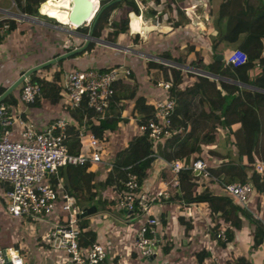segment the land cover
Here are the masks:
<instances>
[{"label": "crops", "instance_id": "obj_1", "mask_svg": "<svg viewBox=\"0 0 264 264\" xmlns=\"http://www.w3.org/2000/svg\"><path fill=\"white\" fill-rule=\"evenodd\" d=\"M134 1L136 5H140L139 9H142L141 11L139 10L138 15H133L134 21L140 20L139 27L150 28L153 24L154 29H148L147 32L142 31L145 33H143L142 39V35H136L138 34L137 32H140L139 29L133 32L134 36L131 39L129 34L117 36L115 42H118L119 46H126L127 50L125 51L115 49V53L104 56L103 54H106V51L100 49L101 47L99 46L113 50L114 48L95 44V47L88 54L84 53L81 56L74 55L75 57L70 59L71 67L73 68L93 67L101 69L105 66L113 65L112 63H123L126 66H128V61H131L132 65L134 63L130 76L114 83V96L110 100L103 117L116 121V127L105 131L103 139L99 140L102 162L86 164L83 173L89 172L90 177L84 175L85 183L83 180H78L79 178L76 179L72 176L69 177L73 181H69L68 175L64 171L63 173L60 172L61 174L58 176V185L69 192L79 206H89L86 201L92 198L94 202L97 200L102 201V205H99V208L103 207L102 210L110 202L113 203L116 209L115 198L120 191L118 185L120 178L114 175L111 180L109 178L107 180L108 175H113L111 170L113 168L112 165L120 158L128 143L141 134L137 130V121L149 117L153 112L154 102L166 97V93H161L160 89L156 88V82L164 81L172 83L169 67L174 66L161 61L168 68L157 71L156 68H148L146 65L147 61L155 62L153 59L160 61V59H163L160 58L162 53H170L172 57L183 54L186 60L191 59L195 55L201 59L203 56L207 58L208 55L211 56L212 54H219L223 59L227 53L238 47V43L243 37V34H240L239 39L233 43L220 40L225 30L224 25L226 24V18H217L218 6L222 0H159L161 5L163 4L162 8L154 14V18L150 19V21L146 19L145 14L149 13L150 8L154 7V5L152 6L154 0ZM66 4H68V8L69 2L67 1ZM0 11L3 12L5 9L0 7ZM113 12L114 18L117 20L119 11L114 10ZM42 24L52 27L50 26L51 23H47L46 20ZM55 25L56 28H52L58 29V31H65V23L59 22L55 23ZM135 27L137 28V26ZM130 29H133V27L130 26ZM76 37L80 38L79 36ZM139 40L141 43L138 46L139 48H137L136 43ZM82 43L83 41H81ZM80 45L77 44L73 48ZM188 47H191L192 50L188 51ZM163 60L176 63L171 59ZM206 60L208 62L211 58L208 57ZM35 64L37 63H28L26 67L24 64L15 65V69L11 67L10 71H15L14 77L0 86L7 87L21 71ZM174 68L180 69L179 67ZM66 70L64 69V72ZM180 70L181 83L178 88L184 89L193 84V79L185 77L182 72L183 70ZM258 72L259 68L253 67L249 71V75L253 77ZM8 77L10 78V76ZM218 77L220 78V76ZM218 80H221V78ZM223 81L238 87L243 86L239 82L229 78H223ZM62 91L63 89L61 88L60 95H62ZM219 97L221 96L218 94L214 95L216 99ZM197 99L198 97L194 96V103L198 105ZM45 101L48 102V100L39 101L36 107L31 106L32 103L23 105L19 101L7 104L12 107L15 116H19L24 123L31 124L35 129H39L51 120L56 119L65 120L68 125H75V120L70 116V110L66 108L62 100H58L55 103L50 101V103H45ZM210 107L209 102H202V105H198V109L195 111L190 107L191 111L187 112L190 118H188L184 128H181V126L176 128V131H189L190 127H193L195 131H212V141L199 143L200 153L190 154V157H196L205 161L210 177L202 179L203 177H195L193 173L195 184L189 192L190 196L187 194L182 196L179 185V189H177L169 184L175 175L168 168L165 163L166 161L157 150V157L152 161L150 171L139 183L141 190L147 194L148 198L154 197L155 192L162 188L163 185H167L170 192L168 199L154 200L152 206V213L156 219L155 230L158 237V246L154 255L144 260L135 251L133 233L138 224L137 222H133L134 220L131 219L129 214L121 211L115 215L112 212L113 214L111 215L107 213L109 216L107 217L105 216L106 212L102 210L97 212L96 209L93 214L85 217L87 229L94 234L93 240L89 237L86 240L98 241L104 244L105 250L108 253V264H211L210 258L212 255L216 256L221 264H264V240L256 248H251V228L244 219H241L240 228L233 229V235L230 240L227 239V236L225 242L215 240L212 233H215L218 229L231 228V219L226 220L222 218L219 210L212 212V209L210 210L205 200L199 198L202 197L200 195L204 190L213 196L230 198L224 192L222 183L235 182L238 179L230 175L220 174L214 176L212 173L222 163H226L228 159L234 162L239 161L241 165H245L247 177L244 181L249 180L248 176L251 171V165H248L245 157L237 156L232 133L238 128V124L231 123L223 127L215 125L216 121L210 115L207 116ZM203 110L206 115H202ZM198 112L200 115H198ZM212 113L214 115L217 111L213 108ZM209 123L214 126H207L206 124ZM17 130L18 127L15 125L14 131ZM227 138L230 140L228 146L222 143V140ZM220 142L221 144L219 145ZM160 151H162L161 144ZM258 160L261 161L264 167V157L261 160L260 158L256 159L252 167L255 168ZM259 176L264 185V173L259 174ZM248 182L251 183L250 180ZM77 190H80V192L78 193ZM246 207L247 211L253 216L258 217L257 215H260L258 218L264 222V195L261 192L253 190L246 203ZM60 214L59 207L56 206L53 219H61ZM4 215V213L0 215V218L2 216L0 246L15 249L21 255L23 264H65V254L62 251L47 249L45 237H43L46 227L43 228V226L37 225L38 229L36 228V231L30 228L28 230L29 234H25L23 227L28 223V220L11 218L7 215L3 218ZM111 217L116 218L120 222L126 220L125 224L127 228L121 230V228L112 227L110 225L111 221H109ZM94 219L96 221L101 220V223L95 226ZM9 223H13L18 227V234L14 232L18 242L17 240H11L9 243L3 244L2 241L5 238L2 228L4 226V229L9 231Z\"/></svg>", "mask_w": 264, "mask_h": 264}, {"label": "built area", "instance_id": "obj_2", "mask_svg": "<svg viewBox=\"0 0 264 264\" xmlns=\"http://www.w3.org/2000/svg\"><path fill=\"white\" fill-rule=\"evenodd\" d=\"M4 28L5 25H2ZM245 60L244 52L238 48L223 57L224 63L231 65L241 64ZM129 76L130 69L123 63L105 66L102 70L71 67L63 73L61 84L65 106L69 110L83 107L90 112L88 117H82V124H86L87 120L103 118L114 96V83ZM155 86L161 93H167L171 84L157 81ZM40 96L38 83L26 78L19 85L17 100L21 104L29 105ZM175 105L174 98L166 96L159 99L154 102L151 115L137 123L139 133L146 136L148 156L156 158L157 144L176 131L171 118ZM15 125L17 131H14ZM67 125L65 120L56 119L35 129L15 116L9 104L0 101V215L5 213L11 218H31L38 226L46 227L47 232L43 233V237L48 249L62 251L65 264H108L104 244L87 241L80 235L83 229L78 224L87 217L83 214L88 206H79L72 195L58 185L59 170L66 165L101 163L100 143L80 127L78 151L69 153L64 143ZM165 163L175 175L169 184L177 189L180 171L190 170L191 174L196 171L197 176L210 177L205 161L190 155ZM121 169L126 172L122 189L115 198V206L137 222L133 246L140 257L146 259L155 254L158 246L156 219L152 213L154 200H166L170 192L167 185H163L154 197L148 198L140 188L138 176L125 167ZM255 170L259 174L263 172L261 161L255 164ZM222 188L234 203L247 210L246 203L254 190L250 182L222 183ZM56 206L59 207L61 219H53ZM262 224L264 226L263 221ZM214 238L224 242L227 240L223 229H218ZM5 256L9 264H23L21 255L15 249L0 246V264H6ZM210 261L211 264H221L214 255Z\"/></svg>", "mask_w": 264, "mask_h": 264}, {"label": "trees", "instance_id": "obj_3", "mask_svg": "<svg viewBox=\"0 0 264 264\" xmlns=\"http://www.w3.org/2000/svg\"><path fill=\"white\" fill-rule=\"evenodd\" d=\"M110 0H98L97 6L100 7ZM14 6L21 12L32 17L41 18L48 21L49 18L41 15L38 12L39 6L45 2V0H12ZM156 2V3H155ZM153 8H150L149 13L154 15L157 11H160L162 5L159 0L152 2ZM114 10L119 11L118 19L108 24V16ZM138 15V7L134 0H121L119 2L111 4L105 8L98 16L93 29L92 36L97 39H101L110 43H115L117 36L123 35L127 31L128 15ZM121 16V17H120ZM217 18H226V24L224 25V33L221 37V41L227 43L236 42L243 34L242 40L238 43V49L242 50L245 54L246 60L238 65L225 64L223 59L217 60L215 56L211 55V60L208 62H201V59L195 55L191 59L186 60L185 55H178L172 57L170 53H162L160 58L171 59L174 62L182 65H188L189 67L196 69L207 68L211 74L221 77V80L208 78L201 75L184 71L185 77L193 79V84L184 89H179L181 83V70L169 67L172 75V83L168 88L166 96L174 98L176 105L172 113V126L174 129L181 126L184 128L185 123L190 118L187 112L192 107L195 110L198 109V105L201 106L202 102H209L211 106L207 116H211L216 121L215 125L226 126L231 123H237L238 128L233 131V138L235 141V147L237 150V156H244L248 165H251L250 174L248 176L253 189L257 192L263 193L264 185L260 180V176L252 167V164L256 159L260 160L264 157V93L256 89L264 90V0H222L218 6ZM52 22L53 20L50 19ZM92 21V20H91ZM91 21L84 23L75 31L79 34H86ZM55 24V22H53ZM2 25L5 28L2 29ZM17 27V22L13 19L0 20V43L3 38L13 32ZM107 30L103 36V30ZM81 42L78 43L80 45ZM95 47L94 43H90L84 51L75 55L81 56L84 53L90 52ZM62 53L70 50L68 47H62ZM187 50H192L188 47ZM59 53L53 55L56 56ZM61 54V53H60ZM75 56L67 59L74 58ZM66 59L60 60L57 63L48 65L45 69L55 67L50 75V78L36 75L33 72L29 75L28 80L36 82L40 88V94L43 98L49 100L52 103L58 101L61 97L59 85L60 76L63 74L64 69L62 63ZM148 68H156V70L166 69L165 65L157 62L147 61ZM259 68V72L251 77L249 71L253 68ZM102 70V68L100 69ZM23 71L20 72V74ZM223 78H229L239 82L242 87L228 84L223 81ZM19 87V86H18ZM253 87V88H252ZM256 88V89H254ZM5 87L0 86V93L4 91ZM220 95L219 98H214V95ZM194 96H197L198 105L194 103ZM113 98V97H112ZM2 102L13 103V97L11 93H8ZM39 104V100H35L31 106L36 107ZM217 111L212 115L213 108ZM199 111V110H198ZM202 115H206L204 110ZM70 116L75 125H68L65 130L64 143L69 153L75 154L79 148L78 133L80 127L84 132L91 133L98 140L103 139V134L107 130H112L116 127V121H111L105 118H98L95 121L87 120L86 124H82V117L86 115L88 117L90 112L85 108L70 110ZM198 115L199 112H198ZM145 119H139L137 123L143 122ZM213 127L211 123L206 124ZM213 139L212 131H195L193 127L189 131H175L170 137L164 139L161 142L162 158L166 161H172L176 159H182L193 153H200L199 143L211 142ZM230 142L229 138L223 139L222 142ZM230 144V143H229ZM224 144V145H229ZM148 142L144 133L136 137L132 142L128 143L124 152L120 155V158L114 162V166L111 169L113 175H108V178L115 177L120 178L118 183L120 190L122 189V180L125 176V167L127 171L135 173L138 176V183L146 177L151 168V163L154 160L153 157L148 156ZM86 165L83 166H71L66 165L59 170V174L63 171L68 175L69 181H73V178H79L85 183V177H90L89 172L84 174ZM61 172V173H60ZM213 175H230L236 177L238 181L243 182L247 175L245 172V165H241L239 161H231L228 159L226 163H222L216 170L212 171ZM197 177V176H195ZM194 176L190 170H183L178 173V184L181 187L182 196L186 194L190 196V191L193 185ZM54 182V181H53ZM79 193L80 190H77ZM69 193V192H68ZM199 197L205 200L212 212L220 211V215L224 219H231L232 227L224 229L227 239L230 240L233 235V229L241 227V219H244L247 225L251 228L252 244L251 248H256L264 240V226L262 221L249 213L245 208L238 206L230 198L213 196L204 190ZM89 205L99 208L102 201H93L92 198L88 199ZM109 204H113L110 202ZM82 228L80 235L82 238L94 239L93 232L87 229V223L85 219H82L79 224ZM245 264V263H242Z\"/></svg>", "mask_w": 264, "mask_h": 264}, {"label": "rangeland", "instance_id": "obj_4", "mask_svg": "<svg viewBox=\"0 0 264 264\" xmlns=\"http://www.w3.org/2000/svg\"><path fill=\"white\" fill-rule=\"evenodd\" d=\"M0 7L2 9H5V11L0 12V20H2V19H13L17 23H19L17 28L15 29V31L10 33L9 35H6L3 38V40L1 41V43H0V85H4V83L8 82L10 79H12L14 77L13 74H14L15 71H10L11 67H14V69H15V65L24 64L25 67H26V65L28 63H32L33 64V63H38V62L45 61L47 59H50L54 54L61 53L63 51L62 46H65V47H68V48H73L79 42L83 41L81 38H78L75 35H72L71 33H68L66 31H58V29H54V28L49 27L48 25H45V24L30 23V22H27L25 20L15 19L12 16V13L13 14H21V12L14 6V4L12 3L11 0H0ZM139 7H140V5L138 6V12L140 10ZM38 12L41 15L43 14L39 10H38ZM23 14H25V13H23ZM28 16H30V15H28ZM37 19H39L40 21H45V20H43L41 18H37ZM53 19L56 20L55 18H53ZM128 19L129 20H128V24H127V31H126L125 35L129 34L130 39H131V37L134 36L133 32H135L136 29H139V31H140V32H137L138 34H136V35H142L141 39L143 38V35L145 34L142 31L147 32L148 29H154V25L153 24L150 26V28H148V27H139V21L136 22L137 23V28L135 27L134 29H130L132 20H134V16L132 14H130L128 16ZM54 20H53V22H55ZM107 20H108L109 23L112 22V21H115L114 12L110 13V15L108 16ZM46 22L54 24L50 19H48V21H46ZM151 23H153V21H151ZM64 27H65L64 30L65 29H70L69 25L68 26L66 25ZM20 31H22V32H20ZM106 31H107L106 29L103 30V32H102L103 36L105 35ZM117 43L118 42H116V44ZM140 43H141L140 40L136 43L137 48H139L138 46H139ZM117 45H119V44H117ZM99 47H101L100 49L106 51V54H103L104 56L105 55H110L112 53H115V49L113 50V49H109L107 47H102V46H99ZM97 51H99V50H97ZM208 57L211 58L210 55H208ZM207 58L205 56H203L201 58V62H206ZM25 60H29V61L26 62ZM153 60L155 62L157 61L155 59H153ZM111 62H112V59H111ZM130 62L131 61H128V63L127 62L126 63H127L128 67H129L130 71L132 72V66L134 65V63L132 65V63H130ZM158 62H161V61H157V63ZM129 63H130V65H129ZM112 64L114 65L115 63H112ZM160 64L163 65L164 63L161 62ZM62 67L64 69H70L71 68L70 59L69 60L66 59L62 63ZM21 68H22V66H21ZM54 68H55L54 66L52 68H49V69L41 68L38 71H36V75L42 76V77L45 76V77L49 78L51 73L53 72ZM78 68L81 69V67H78ZM182 72H184V71H182ZM8 76H10V78ZM60 78H61V81L59 82V85H60V88H61V84H62V81H63V75H61ZM18 89H19V87L17 89H14L13 91L10 92L12 97H13V100L16 101V102L18 101L17 100V94H16V91L18 93ZM60 92H61V90H60ZM63 98H64V93L62 91V95H61L59 100H62V102L65 103ZM43 100H47V99H45V98H43L41 96L39 98V101H43ZM45 103H50V102L48 100V102L45 101ZM222 143L223 144H229V142H227V141H224ZM220 144H221V142L219 143V145ZM263 173H264V167H263L262 174ZM200 178H202V177H200ZM202 179H206V178H202ZM247 181H249V180H247ZM262 194L264 195V191H263ZM254 203H255V198H254ZM89 206H91V205H89ZM95 208L97 209V212H98V211L102 210L103 207H101V208L95 207ZM102 211L106 212L105 216H107V217H109L107 215V213L110 214V215L115 213V215H116V213L121 212V211H117V209H115L113 204L105 205V208ZM252 212L255 213L254 211H252ZM122 214L124 215L123 212H122ZM257 216L259 217L260 215H257ZM4 217H5V215L3 216V218ZM106 221H108V220H106ZM109 221H111L110 225L112 227L121 228V230L127 228V225L125 224L126 220H122L120 222L116 218H112L111 217L109 219ZM1 222H2V216L0 218V225L2 226ZM133 222H136V221L134 220ZM99 223H101V220H98V221L95 220V222H94L95 226H97ZM8 225L10 227L9 231L5 230L4 226L2 228V231L4 233L3 236L5 238L2 241V243L3 244H7L11 240H13V241L17 240V242H18V239L16 238V234H15V233L18 234V232H17L18 227L16 225H14L13 223H9ZM30 228L35 229V231H36V228L38 229V226H37L36 222L33 221V220L31 221V218L28 219V223L25 224V226L23 227L24 233L25 234L26 233L29 234L28 230ZM15 229H16V231H15ZM46 232H47V230H46ZM212 234L214 235V233H212ZM0 245H1V243H0ZM45 245H46V247L48 249V245L47 244H45ZM49 250H52V249H49ZM144 260H146V259H144ZM42 262H44V261L42 260Z\"/></svg>", "mask_w": 264, "mask_h": 264}, {"label": "water", "instance_id": "obj_5", "mask_svg": "<svg viewBox=\"0 0 264 264\" xmlns=\"http://www.w3.org/2000/svg\"><path fill=\"white\" fill-rule=\"evenodd\" d=\"M121 0H110L109 2L105 3L104 5L100 6L97 8V0H69V6L67 9L68 15L66 17V25L70 26V29H65V31H67L68 33H71L75 36H79L80 38L83 39V43L75 48H72L64 53L58 54L54 57H51L50 59H47L45 61H42L40 63H37L29 68H27L26 70H24L21 74H19L7 87H5L4 91L2 93H0V101H2V99L11 91H13L14 89H17L18 86L22 83V81L26 78L29 77V75L33 72L38 71L41 68H45L48 65H52L54 63H57L60 60L72 57L78 53H81L82 51L85 50V48L90 44V43H94V44H99V45H104V46H108V47H112L114 49H118V50H127L126 47L123 46H119L115 43H110L101 39H97L94 38L92 36V29L93 26L98 18V16L101 14V12L109 7L111 4L119 2ZM12 16L15 19H21V20H25V21H29L31 23H38V24H42L43 21H40L39 19L32 17V16H28L25 15L23 13L21 14H13ZM145 17L148 21H150V19L152 20L154 18V16L150 13H146ZM49 19H52L50 17H47ZM54 20V19H52ZM92 20V21H91ZM55 23H59L56 20H54ZM91 21L89 29L87 31L86 34H79L75 31L76 28L80 27L81 25H83L84 23H87ZM50 26L55 27V24H50ZM61 28V27H58ZM62 29V28H61ZM157 58V57H155ZM160 59V58H159ZM215 59L217 60H221L222 57L221 55L217 54L215 56ZM160 61L168 63L169 65H172L174 67H179L180 69H182L183 71H188L191 73H194L196 75H201V76H205L208 78H214V79H220L217 75L211 74L210 72H208L207 68L204 69H196V68H192L189 67L188 65H182V64H178V63H173V62H169L167 60H163L160 59ZM253 88V87H252ZM256 89V88H254ZM258 91H261L264 93V90L261 89H256ZM157 149H158V153L161 154L160 151V144H157ZM194 175L197 176V172L194 171ZM96 211V208L94 206H88L85 209V213L83 214V216H88L93 214ZM5 259L7 261V256H5ZM6 264H9V262L7 261Z\"/></svg>", "mask_w": 264, "mask_h": 264}, {"label": "bare ground", "instance_id": "obj_6", "mask_svg": "<svg viewBox=\"0 0 264 264\" xmlns=\"http://www.w3.org/2000/svg\"><path fill=\"white\" fill-rule=\"evenodd\" d=\"M67 1L69 0H47L39 6L38 10L41 13L45 14L47 17H50L52 19L55 18L57 21L65 23L66 17L68 15V4H66ZM135 26H137L136 21L132 20L131 27H133L134 29ZM10 252L11 250H9V253Z\"/></svg>", "mask_w": 264, "mask_h": 264}, {"label": "clouds", "instance_id": "obj_7", "mask_svg": "<svg viewBox=\"0 0 264 264\" xmlns=\"http://www.w3.org/2000/svg\"><path fill=\"white\" fill-rule=\"evenodd\" d=\"M97 4H98V1H97ZM97 8H98V6H97ZM42 15H44V14H42ZM45 17H47L46 15H44ZM154 16V15H153ZM58 22V21H57ZM61 23V22H60ZM64 24V23H63ZM109 24V23H108ZM66 25V24H65Z\"/></svg>", "mask_w": 264, "mask_h": 264}]
</instances>
